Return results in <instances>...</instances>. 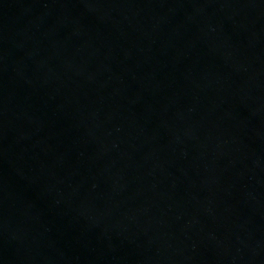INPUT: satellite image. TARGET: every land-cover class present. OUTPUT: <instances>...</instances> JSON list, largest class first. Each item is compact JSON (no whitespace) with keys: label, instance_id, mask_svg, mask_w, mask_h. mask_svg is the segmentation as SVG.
Here are the masks:
<instances>
[{"label":"water","instance_id":"1","mask_svg":"<svg viewBox=\"0 0 264 264\" xmlns=\"http://www.w3.org/2000/svg\"><path fill=\"white\" fill-rule=\"evenodd\" d=\"M0 264H264V0H0Z\"/></svg>","mask_w":264,"mask_h":264}]
</instances>
